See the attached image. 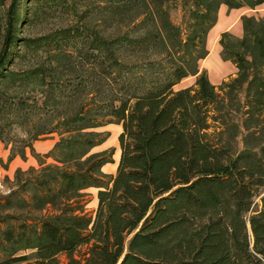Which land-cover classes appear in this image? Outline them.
<instances>
[{
	"label": "trees",
	"instance_id": "16d2710c",
	"mask_svg": "<svg viewBox=\"0 0 264 264\" xmlns=\"http://www.w3.org/2000/svg\"><path fill=\"white\" fill-rule=\"evenodd\" d=\"M103 1L114 33L82 70L88 101L46 130L60 136L47 152L10 149L25 158L28 146L38 167L0 181V264H264V14L220 33L233 75L214 85L200 67L219 6L264 0ZM108 124L121 127L114 173L115 149L93 151Z\"/></svg>",
	"mask_w": 264,
	"mask_h": 264
},
{
	"label": "rangeland",
	"instance_id": "374dc122",
	"mask_svg": "<svg viewBox=\"0 0 264 264\" xmlns=\"http://www.w3.org/2000/svg\"><path fill=\"white\" fill-rule=\"evenodd\" d=\"M103 0H0V60L5 77L0 78V173L12 177L16 169L38 167L36 158L26 146V157L8 159L10 149L19 150L31 144L37 153H45L60 138L55 129L69 115L78 114L80 105L88 101L82 90V70L100 60L96 47L101 34L113 35L106 28ZM259 9V8H258ZM261 16V10L249 12ZM173 17L183 21L178 9ZM221 24L214 30L220 29ZM209 43V70L212 78L224 70L219 51ZM6 55V56H5ZM62 65V66H61ZM55 72L58 80L48 87V73ZM194 76L182 79L175 88L193 85ZM47 87L50 89L47 90ZM53 103L54 108L49 106ZM109 133L107 140L93 151L115 149L114 163L103 171L114 173L119 158L118 124L98 129ZM50 162V159L46 160ZM3 164L6 167H3ZM3 176H0V181ZM4 191L5 187H0ZM85 211L92 213L96 206V189L85 191ZM86 251L83 246L76 257ZM62 263L65 255H60Z\"/></svg>",
	"mask_w": 264,
	"mask_h": 264
},
{
	"label": "crops",
	"instance_id": "0c3cea01",
	"mask_svg": "<svg viewBox=\"0 0 264 264\" xmlns=\"http://www.w3.org/2000/svg\"><path fill=\"white\" fill-rule=\"evenodd\" d=\"M253 10H256V11L261 10L262 15H263L264 14V2L262 4L256 6L255 8L240 7V8L229 9L225 4H221L219 6V9L217 12V21L213 25V27L210 28V30L208 31V34H207L206 47L209 50V52L211 51V48L209 45V43L211 41L212 42L211 45H214V49L218 50L220 53L221 47L218 43V39H219L221 32L230 31L231 33H233L236 36H241L243 34V29H242V24H241V16L242 15H251L249 12H251ZM218 24L219 25L221 24L220 29L215 31L214 28ZM208 56H209V53L205 58H203L200 61V67L207 71L208 78L212 84L217 85L223 79L227 78L230 75H233L236 72V68H235L233 63H231L230 61L222 60L220 57V59L222 61H219L218 65L224 71L221 72L218 76H214V78H212V76L210 74L209 66H208L209 65ZM219 56H220V54H219ZM3 174L4 173H0V176H3Z\"/></svg>",
	"mask_w": 264,
	"mask_h": 264
}]
</instances>
